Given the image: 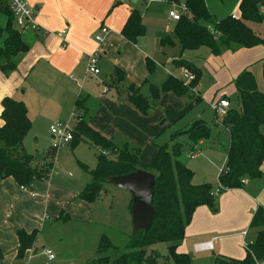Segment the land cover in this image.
<instances>
[{"label":"crops","instance_id":"obj_1","mask_svg":"<svg viewBox=\"0 0 264 264\" xmlns=\"http://www.w3.org/2000/svg\"><path fill=\"white\" fill-rule=\"evenodd\" d=\"M27 2L38 11L37 21L42 32L29 35L27 39L23 36V40L31 48L27 54L20 55L14 60L17 64L16 72L5 74L0 70V126L4 123L1 116L2 101L5 98H12L26 105L32 123L28 135L42 128L50 129L52 125L60 122H71L76 126L72 115L77 111L76 103L80 100L87 109L84 119L95 131L112 139L118 148L128 145L132 152L140 150V161L145 164L152 163L159 152L156 141L152 143V140L158 138L161 129L164 128L161 127L163 124L160 125L162 119L166 118L176 123L187 115L194 104L183 101L185 97L178 98L169 93L155 102L149 115L144 116L128 102L126 91L130 85H135L141 87V93L148 97L151 84L161 86L170 75L179 77L180 71L176 75L167 68L169 65L168 67L180 70L173 63L181 57L180 43L174 35L176 23L169 18L173 5L167 0H27ZM117 2H120V5L113 9ZM124 2H129L130 5L124 6ZM163 2L166 3L165 9L168 12L170 26L154 30L149 20L158 25L160 17L150 14L149 10L154 4ZM234 2L237 12H231L221 19L233 15L240 17L237 8L240 1ZM143 3L147 4L145 14L137 8V5ZM206 4L211 12L207 1ZM134 10L140 12L147 31L144 37L139 38L137 44L130 43L122 36V31ZM261 11L264 13L263 7ZM262 25L264 26V23ZM102 27L109 30V35L106 50L99 63L100 75L103 73L102 67L106 72L102 80H98L96 76L88 73L86 56L96 50L97 43L94 38ZM64 31L66 34L63 35ZM163 35L172 37L175 45L162 47L159 40L161 41ZM64 43L67 45L65 48ZM2 44L3 38L0 39V46ZM185 54L186 52L182 59L196 66L195 61ZM206 55V60L217 66L229 62L227 65L229 71L225 76L233 80L242 70L250 69L264 60V46L227 52L222 55L223 57L216 59L211 51L206 52ZM147 59L156 66L152 74L147 69ZM160 65L164 73L160 74L161 80L157 81L154 76ZM235 66L236 68H233ZM196 67L200 69L199 66ZM117 69L126 77L122 84L111 88L109 84L115 78ZM197 88L193 94L200 95ZM222 99L229 100L226 97ZM214 102L217 101L212 103ZM197 120L202 119L198 117ZM227 134L229 144L224 151L212 152V148L206 147L209 140L195 146L207 153L205 161H202V168H205L202 169V180L195 182L196 172L190 168L194 172L195 185L218 183L226 165L230 145V135L228 132ZM262 134L264 135V128ZM84 144L90 147L82 142L72 149L71 144L78 164H84L82 162L84 158L79 155L80 146ZM38 147L41 151L37 154H41L54 148V145L51 148L45 145ZM58 153L52 175L48 181L39 183L35 190L22 189L12 178L4 180L0 178V264L16 263L19 249L18 230H24L29 234L38 232L37 242L34 248L26 253L23 264H39L40 261H34L39 248L43 249L44 256L45 250H51L54 254L53 247L57 246V243L53 242L51 233L57 232L65 225L93 224L97 201L90 204L79 198L80 193L88 185L87 180L83 177L79 179L77 176L72 177L71 172L65 173L67 167L59 161ZM197 157L199 155L195 158ZM261 170L263 172L261 179L246 180L242 189L228 190L219 196L217 214L212 213L206 206L196 210L191 224L186 229L185 239L177 250L179 254L190 255L193 264H213L214 258L220 256L236 260L245 258L246 246L256 238V234L250 235L252 218L258 207L264 205V164ZM105 214L96 213L97 217L102 218L98 221L107 222ZM62 215L63 218H60ZM40 241L44 244L40 245ZM202 244H211L212 249L197 251L196 247ZM47 260L54 262L56 257L54 261H50L48 257Z\"/></svg>","mask_w":264,"mask_h":264},{"label":"trees","instance_id":"obj_2","mask_svg":"<svg viewBox=\"0 0 264 264\" xmlns=\"http://www.w3.org/2000/svg\"><path fill=\"white\" fill-rule=\"evenodd\" d=\"M238 1L239 18L228 16L217 20L208 10L206 0H167L170 5H185L188 13L176 22L174 28L175 39L180 43L181 57L173 63L179 69H189L196 76V80L186 86L184 81L170 75L161 86L151 84L148 97L141 93V87L130 85L126 91L128 102L142 115L147 116L152 104L166 94L172 93L182 98L194 93L202 73L195 65L182 59L185 52L207 48L214 56H220L224 52L264 46V36L250 27V24L264 23V13L261 11L264 0ZM119 5L120 2H117L113 9ZM2 13L6 20L4 27H0V39L3 38V44L0 46V70L9 74L17 71L14 60L27 54L31 47L23 40L22 33L14 28L11 14L8 11ZM145 34L146 28L140 12L132 11L122 36L130 43L137 44L139 38ZM160 44L162 47H173L175 41L168 36L162 38ZM146 63L149 73L152 74L155 64L150 59H147ZM125 77V74L117 69L109 87L119 86ZM235 87L240 108H230L220 122L230 135V145L226 165L216 185L193 183L194 172L179 160L183 152V146L179 143L173 144L171 149L168 144L158 146V155L152 163H142L139 159L140 150L132 152L128 145L118 148L112 139L95 131L84 119L87 109L83 102L77 101L78 120L71 143L72 149L83 142L98 151L95 169L91 170L85 164H79L82 170L92 177V182L80 193V200L90 204L98 201L106 181L112 177L128 175L138 170L152 173L156 177V213L152 228L147 233H138L134 239L131 236L127 251L117 259L101 256L93 264H193L190 255L179 254L177 250L185 239L186 229L191 224L196 210L206 206L212 213L217 214L219 196L228 190L242 189L246 180H258L263 177L261 168L264 164V92L259 90L256 77L249 70H244L237 76ZM195 97L196 102L202 100L200 95ZM2 107L1 119L4 123L0 126V178H12L22 189L35 190L39 183L48 181L52 175L58 148L54 147L37 155L28 154L24 148V140L32 123L26 105L12 98H5ZM211 134L212 131L205 121L195 120L187 129L175 133L172 141L175 142L181 135H187L191 142V151L194 152L195 146L209 140ZM152 143L155 141L152 140ZM110 156H116V159ZM215 191H218L217 195L213 194ZM60 218H63V215ZM250 230L255 232L256 238L246 246L245 259L236 260L220 256L214 258L213 264L264 263V207H258ZM17 237L19 249L15 264H23L26 253L32 250L37 242L38 232L29 234L18 230ZM159 244L168 245L166 259H162L153 248ZM112 249V242L106 236L101 237L97 253L104 255Z\"/></svg>","mask_w":264,"mask_h":264},{"label":"rangeland","instance_id":"obj_3","mask_svg":"<svg viewBox=\"0 0 264 264\" xmlns=\"http://www.w3.org/2000/svg\"><path fill=\"white\" fill-rule=\"evenodd\" d=\"M206 1L209 5V9L211 10L210 13L216 16L217 19H221L231 12H237L235 8L236 2H234V0ZM123 5L127 6L130 5V3L124 2ZM165 6V2L154 4V7L149 10L150 14H155L157 15V17H160V23L158 25L154 24L152 20H149V22H151V24L154 26V30L163 29L166 26H170V23L168 21V12L166 11ZM137 8L141 11L142 14L147 13V4H139L137 5ZM237 8L239 9V7ZM172 9H174V6H172ZM2 14L3 13H0V27H4V23L6 20V18L3 17ZM186 15H188V13H186ZM171 27H173L172 24ZM250 27L253 30L260 32L261 34H264L263 25L250 24ZM22 35L24 36V39H27L29 35L33 34L29 31H26ZM165 37L167 36L163 35V38ZM206 52L210 51L206 48H201L196 51H188L185 54L190 56L195 61L196 66H199L200 69H203V74L197 86V93H200L202 100L200 102H196V97L194 96H197V94L193 93L188 94L187 96H185V98L182 97L183 101H185L186 103L192 102L194 104L192 106V109L189 110L190 113H188V111L186 113L187 115L182 117L176 123L170 122V120L166 118L162 119L160 125L163 124L161 127L164 128L161 129L162 131L158 135V138L154 140L156 141L157 146H164L168 144L170 149L175 143H179L183 146V152L179 160L196 172V178L194 180L195 182H199L200 180H202V169H205L202 168V161H205V155L207 153L202 151V148L199 149L198 147H196L197 150L194 152L198 153L199 157L192 158L190 155L193 152L191 151V142L188 136L181 135L176 139L175 142H173L172 135L185 130V128H188L190 124H192L195 120L198 119V117H200L202 120L207 122L212 131L211 137L209 141H207L206 147L212 148V152L218 150L224 151V149L229 144V136L220 124V122L222 121V117L216 116V114L211 110L210 104L213 101H219L220 99L226 97L230 100L233 109L238 110L240 108L239 97L235 87V80L237 76L233 80H230L225 76L229 71V67L227 66L229 62L223 64L222 66H217L214 63H210L206 60ZM225 53L227 52L222 53L220 56L223 57L222 55ZM220 56H214V59H216V57L219 58ZM238 59L240 60L239 56ZM200 65H202V67ZM168 66L169 65H167V68H170L176 75L179 74L180 70H176L175 68H171ZM233 68H236V66ZM244 70H249L254 74L258 83L259 90L264 92V60L257 63L255 66H252L250 69L246 68ZM162 71L164 70L160 65V68L154 76L155 80H161L160 74L164 73ZM102 72L103 73L101 75L96 76L98 80H102L103 74H105L104 72H106L103 67ZM178 78H182L181 72ZM152 105L155 106V103H153ZM52 137L53 136L50 132L49 127L32 132L30 135H28L26 142L24 143L26 152L28 154L35 155L39 151H41V148H39L38 145H45L47 147L51 145L53 146L54 144L58 145V143H55ZM80 147L81 148L79 155L84 158V161L82 162L87 165L89 169H95L97 165V149L90 148L86 144L81 145ZM57 153L59 154V161L65 164V166L67 167V171L65 173L71 172L72 177L77 176V179L81 177L86 178L87 184L92 181V177L88 173L84 172L78 164V159H76L71 149L70 143L65 145H58ZM110 157L112 159H116V156ZM102 194V197H100L101 199L97 201V204L95 206V220L93 224L87 225L83 223H75L74 225L62 226L57 232L51 233V237L54 238L53 242L57 243V246L53 247L56 260L54 262H49L47 260V257L43 255V249L39 248L34 261H40L39 264H93V262L101 256H108L112 260H115L124 252H126L130 237L132 236V214L130 210L132 196L127 191L120 190L107 184L104 186ZM262 207H264V205H262ZM103 212L106 213L105 219L107 220V222L98 221L102 218L101 216L97 217L96 213L102 214ZM250 233V235L255 234L253 230H251ZM103 236H106L112 242L114 249L108 251L104 255H99L97 253V249L101 237ZM41 244H44V242L40 241V245ZM153 248L155 251H157L162 259H166L168 257L167 244H159L157 246H154Z\"/></svg>","mask_w":264,"mask_h":264},{"label":"built area","instance_id":"obj_4","mask_svg":"<svg viewBox=\"0 0 264 264\" xmlns=\"http://www.w3.org/2000/svg\"><path fill=\"white\" fill-rule=\"evenodd\" d=\"M173 6L174 9H171L169 12V18L172 22L176 23L180 21L182 16L187 13V9L185 5ZM2 11H8L11 14L14 20V28L18 32L22 34L26 31H29L32 34H38L42 32V28L40 27L37 21L38 11L35 8H32L27 2V0H0V13H2ZM232 18L237 19V17L234 15L232 16ZM62 34L64 35L66 34V32L64 31ZM108 35L109 30L105 27H102L99 33H97L94 38L95 42L97 43L96 50L92 54L86 56L88 73L93 76H98L101 73L99 63L107 47ZM66 46V43H64L63 48H65ZM180 72L182 75V78L180 79L184 81V84L186 86L196 80V76L186 67L180 68ZM210 108L216 114V116L224 118L231 108V103L227 99H221L217 102L212 103L210 105ZM72 118L77 123V111L74 112ZM74 125L75 124H72L71 122H60L52 125L50 127V132L54 138L55 143H58V145H65L71 143L74 139ZM58 145L54 144V147L58 148ZM198 155V153L193 152L190 156L192 158H195ZM213 194L217 195L218 191H215V193ZM209 249H212L211 244H202L196 247L197 251H206ZM44 254L48 257L50 261L55 260V255L51 250H45Z\"/></svg>","mask_w":264,"mask_h":264},{"label":"water","instance_id":"obj_5","mask_svg":"<svg viewBox=\"0 0 264 264\" xmlns=\"http://www.w3.org/2000/svg\"><path fill=\"white\" fill-rule=\"evenodd\" d=\"M120 190L127 191L132 196V238L140 232L147 233L153 225L154 209V189L156 177L152 173L138 170L134 173L112 177L106 181Z\"/></svg>","mask_w":264,"mask_h":264}]
</instances>
